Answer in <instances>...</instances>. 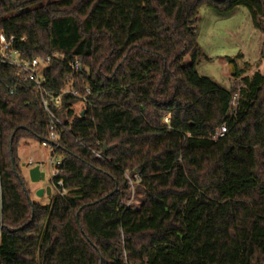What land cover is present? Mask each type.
Masks as SVG:
<instances>
[{"label": "trees", "instance_id": "trees-1", "mask_svg": "<svg viewBox=\"0 0 264 264\" xmlns=\"http://www.w3.org/2000/svg\"><path fill=\"white\" fill-rule=\"evenodd\" d=\"M238 6L264 28V0H0L22 59L62 54L46 89L78 93L52 106L61 172L35 202L18 145L47 139L51 118L0 62V264H264V74L239 71L233 90L197 68L202 7Z\"/></svg>", "mask_w": 264, "mask_h": 264}, {"label": "rangeland", "instance_id": "rangeland-1", "mask_svg": "<svg viewBox=\"0 0 264 264\" xmlns=\"http://www.w3.org/2000/svg\"><path fill=\"white\" fill-rule=\"evenodd\" d=\"M197 29V39L202 55L197 65L198 71L222 84L227 88L238 90L241 86L239 71L243 75H252L256 71L264 74V28H258L252 19L250 11L245 6H238L229 13H219L213 8L202 7L200 11ZM235 60V62H231ZM234 68V70H233ZM235 105V104H234ZM19 165L24 172L31 167L28 164L33 161L35 166H40L45 173V179L32 182L28 174H23L31 190L30 198H37L36 192L40 188L52 186V195L56 189L50 180L52 179L53 157L49 149L42 142L35 139L23 140L18 145ZM25 165V166H24ZM131 185L128 205L139 206L143 199L142 194L136 192L138 177L128 174ZM49 196L44 193L41 204L49 201Z\"/></svg>", "mask_w": 264, "mask_h": 264}, {"label": "built area", "instance_id": "built-area-1", "mask_svg": "<svg viewBox=\"0 0 264 264\" xmlns=\"http://www.w3.org/2000/svg\"><path fill=\"white\" fill-rule=\"evenodd\" d=\"M15 38L14 36L7 37L4 33L0 32V62L7 65H14L18 68V70L24 75L25 80H29L33 82L37 88L38 93L40 94L42 105L45 110L49 114L51 118V123L49 126V137L42 141V145L47 147L53 155L55 153L57 147L59 146V140L61 134L64 131H68V127L64 122L56 115L52 106H59L61 104V97L64 93H72L73 95H78L77 91L72 88L71 84L68 83L67 87L62 91V93L58 96H53L45 87V78H44V70L47 65L51 62L52 58L57 57L61 58L62 54L54 53L51 56H36L31 59H22V53L14 48ZM71 68L73 71H77L80 68V63L78 60H75L71 64ZM13 92V91H12ZM87 102L85 96H81V100L78 104L80 106L82 103ZM235 104V100L233 101V105ZM226 132V126L222 125L214 135V139H218L224 136ZM93 152L103 158V152L98 150H93ZM31 165L32 162L30 161ZM61 161L58 158L53 157L52 161V177L60 174L61 170L59 166ZM135 177H140L139 174H135Z\"/></svg>", "mask_w": 264, "mask_h": 264}, {"label": "water", "instance_id": "water-1", "mask_svg": "<svg viewBox=\"0 0 264 264\" xmlns=\"http://www.w3.org/2000/svg\"><path fill=\"white\" fill-rule=\"evenodd\" d=\"M233 70H234V68H233ZM233 90H234V88H233ZM109 148H110L109 146L105 145L103 150L107 151ZM12 161H13V164H14L15 163L14 158H12ZM28 174H29L30 180L32 182H34V183L42 181V180L45 179V173L42 172L40 166L30 167L29 170H28ZM45 192H46L47 195L50 196L52 194V186L48 185L45 188H40L39 190H37L36 194L38 196L42 197V196H44Z\"/></svg>", "mask_w": 264, "mask_h": 264}, {"label": "crops", "instance_id": "crops-1", "mask_svg": "<svg viewBox=\"0 0 264 264\" xmlns=\"http://www.w3.org/2000/svg\"><path fill=\"white\" fill-rule=\"evenodd\" d=\"M28 141H26V143H27ZM32 162V164H31V167H33V166H35V164H34V162L33 161H31ZM29 164V163H28ZM22 171L24 172V169H22ZM24 175L25 174H28V172H25V173H23ZM29 175V174H28ZM50 183H51V180H50ZM51 185V184H50ZM52 192H53V189H52ZM46 193V192H45ZM52 195V194H51ZM50 195V196H51ZM36 196H37V198H39V199H36V200H34L35 202H38V203H40V201H42L41 199H42V197H40V196H38L37 194H36ZM47 196H49V195H47ZM49 196V197H50ZM49 200V199H48ZM45 203H48V201H46Z\"/></svg>", "mask_w": 264, "mask_h": 264}]
</instances>
